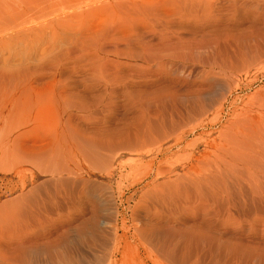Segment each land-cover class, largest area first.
Returning <instances> with one entry per match:
<instances>
[{
    "label": "rangeland",
    "instance_id": "1",
    "mask_svg": "<svg viewBox=\"0 0 264 264\" xmlns=\"http://www.w3.org/2000/svg\"><path fill=\"white\" fill-rule=\"evenodd\" d=\"M0 103V264H264V0H0Z\"/></svg>",
    "mask_w": 264,
    "mask_h": 264
},
{
    "label": "bare ground",
    "instance_id": "2",
    "mask_svg": "<svg viewBox=\"0 0 264 264\" xmlns=\"http://www.w3.org/2000/svg\"><path fill=\"white\" fill-rule=\"evenodd\" d=\"M0 114L3 116L2 117L0 115V117H2V119H0V128L4 127L5 129H7V128H14L15 129L17 127L16 119L19 117V116H17L19 114V113H17V110H15L13 108H7L5 106L3 107V105L0 103ZM17 122H18V119H17ZM253 122L255 123V126H256V127L254 126L253 130L247 131V132H239L237 135L234 134L235 135V140H234L235 143L233 144V147L230 150L221 149L222 151H226L224 153L223 157L226 155V157L229 159V160L227 159L228 164H226L227 166H225V168L227 167V170H229V172L233 173L235 170L240 172V170L242 169V173L245 171L243 174L240 172L242 175H244L247 172L250 175V177L251 176L253 177V174H257V167H258L259 163L264 162V127H263L264 123H263V121H260V120H259V122L258 121H253ZM17 124H19V122ZM232 141H233V139H232ZM219 157L222 158V156H220V155L218 156V158ZM223 159H225V158H223ZM227 160H226V163H227ZM223 165H224V163H223ZM238 169H240V170H238ZM225 172H228V171H225ZM235 173H237V172H235ZM237 174H235V175H237ZM221 175H222V173H221ZM224 175L225 174H223L222 176H224ZM226 175H228V173H226ZM240 175H239V177H240ZM242 175H241V177H243ZM229 176H230V174L228 175V177ZM231 177H229V178H231ZM138 233H140V232H138ZM96 241H98V240H96ZM101 246H103V245H101Z\"/></svg>",
    "mask_w": 264,
    "mask_h": 264
}]
</instances>
